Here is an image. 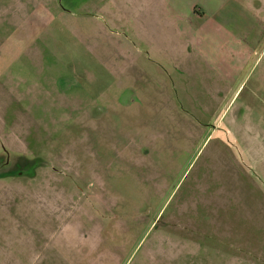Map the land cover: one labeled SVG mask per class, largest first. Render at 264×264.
<instances>
[{
  "label": "rangeland",
  "instance_id": "374dc122",
  "mask_svg": "<svg viewBox=\"0 0 264 264\" xmlns=\"http://www.w3.org/2000/svg\"><path fill=\"white\" fill-rule=\"evenodd\" d=\"M195 9L0 0V264H264V0Z\"/></svg>",
  "mask_w": 264,
  "mask_h": 264
},
{
  "label": "crops",
  "instance_id": "0c3cea01",
  "mask_svg": "<svg viewBox=\"0 0 264 264\" xmlns=\"http://www.w3.org/2000/svg\"><path fill=\"white\" fill-rule=\"evenodd\" d=\"M232 0H133L137 7L136 17L141 24L148 26L152 36L155 32L160 36L169 32L172 20L169 18L171 11L180 10L184 14L195 11L197 3L210 8L213 12L222 10V7ZM187 17V15H186ZM220 28V27H219Z\"/></svg>",
  "mask_w": 264,
  "mask_h": 264
}]
</instances>
